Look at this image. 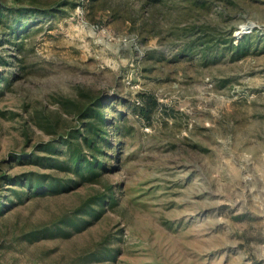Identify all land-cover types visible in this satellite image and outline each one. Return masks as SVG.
Returning a JSON list of instances; mask_svg holds the SVG:
<instances>
[{
  "label": "rangeland",
  "instance_id": "rangeland-1",
  "mask_svg": "<svg viewBox=\"0 0 264 264\" xmlns=\"http://www.w3.org/2000/svg\"><path fill=\"white\" fill-rule=\"evenodd\" d=\"M0 264H264V0H0Z\"/></svg>",
  "mask_w": 264,
  "mask_h": 264
}]
</instances>
